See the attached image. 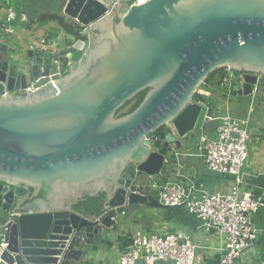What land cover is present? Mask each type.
Listing matches in <instances>:
<instances>
[{"label": "water", "instance_id": "obj_1", "mask_svg": "<svg viewBox=\"0 0 264 264\" xmlns=\"http://www.w3.org/2000/svg\"><path fill=\"white\" fill-rule=\"evenodd\" d=\"M130 1L65 0L79 36L61 75L42 51L27 49L22 68L0 58L1 264L78 263L126 207L146 203L136 177L164 175L212 120L195 99L210 73L238 72L242 96L262 82L264 0ZM100 194L97 212L75 209Z\"/></svg>", "mask_w": 264, "mask_h": 264}, {"label": "built area", "instance_id": "obj_2", "mask_svg": "<svg viewBox=\"0 0 264 264\" xmlns=\"http://www.w3.org/2000/svg\"><path fill=\"white\" fill-rule=\"evenodd\" d=\"M142 1L131 0L130 3ZM17 19L14 7L6 0H0V48L4 47L11 59L17 50L24 53L27 49L42 51L44 58L49 56L51 61H56L61 75L66 68L65 54L69 50L56 49L46 34L36 44H24L23 31L19 32L17 26L22 22L28 23V19L23 12L18 22ZM241 82L238 72L225 69L220 87L226 103L231 96L237 95ZM257 91L258 85H254L252 95ZM212 120L218 121L213 135L200 132L190 138L195 143V151L173 150L167 176V172L163 176L159 174L147 187L136 182L142 192L149 190L151 195L154 194L161 207L185 208L198 220L195 231L192 234L182 229L161 231L158 227L136 231L128 237L129 243L119 253L118 264H198L200 250H209L207 255L217 264H236L246 255L258 256L256 242L262 230L256 225L254 217L264 206V182L251 185L245 181L243 166L254 139L249 129V113L245 117H234L225 108ZM193 155L201 159L212 175L230 177V188L211 190L186 174L181 159ZM261 177L264 178V166L254 174V178ZM255 189L259 190L258 194L254 192ZM197 232L205 236L215 235L219 239V246L210 248L199 243L193 237ZM7 246L5 228L0 226V264L3 263Z\"/></svg>", "mask_w": 264, "mask_h": 264}, {"label": "crops", "instance_id": "obj_3", "mask_svg": "<svg viewBox=\"0 0 264 264\" xmlns=\"http://www.w3.org/2000/svg\"><path fill=\"white\" fill-rule=\"evenodd\" d=\"M9 2L8 0H6ZM65 2V0H64ZM10 3V2H9ZM26 16L27 13L23 10L22 11ZM28 19V16H27ZM37 19H34V23H31L28 19V23L22 22L20 23V26H24V33H27L28 35H33L37 37H41L42 35L46 34L50 40V42H53L56 46V49H62V40L63 38H71L72 36L68 33H66L58 24L57 21L55 20H44L47 21L44 23V21L38 22L36 21ZM70 20V19H69ZM34 24V25H33ZM34 29V30H32ZM32 35V36H33ZM64 44V43H63ZM20 54H22L25 57V53L21 50H19ZM24 53V54H23ZM0 58L5 59V58H10L9 57V52L4 48H0ZM17 61V60H16ZM210 86V85H208ZM215 89V94L217 95V103L216 107H218V110L222 112V107L225 109L227 108L229 112V107L227 106L226 101L224 100V94L223 90L221 87H217L216 85L214 86ZM264 89L261 86V83L258 85V91L255 92L253 95L250 94L246 97H250V104L253 102L254 98H259L263 104H264V97L262 91ZM202 95V94H201ZM204 96V95H203ZM205 98V96H204ZM206 100V99H205ZM224 100V104H222ZM214 111H215V106H212ZM221 114V113H220ZM215 116L217 114L214 113ZM234 116V115H233ZM237 117V116H236ZM212 121V120H211ZM210 121V122H211ZM214 121V120H213ZM208 124V123H207ZM207 126V125H206ZM217 126V125H216ZM214 126L211 130H203L201 132H205L209 135H213L214 129L216 128ZM206 128V127H205ZM260 130L263 131V133H260ZM260 130H256L257 132L254 133L252 132V135L254 136L253 141L250 144V148L253 146V156H254V162L252 169L250 171H245L246 177L245 181L248 184L251 185H259L262 182H264V178H254V174L257 173L263 166H264V128H260ZM213 132V133H212ZM200 133V132H199ZM197 135V133L194 135V137ZM191 137L189 136L186 141L188 140L191 142L192 147H188L186 145V141H184V147L180 149L181 151H195V143L191 141ZM191 148V149H189ZM201 159L197 156H186L182 157L181 162L184 165V171L186 174L193 176L196 180L204 183L205 185L209 186L207 182L208 181V175L204 172V165L200 161ZM254 167V168H253ZM170 166H168V170L166 173V176L168 172H170ZM159 175H155L154 177H157ZM163 176V175H160ZM214 176V179L216 183H218V186L216 188H210V189H228L230 186L231 178L227 176ZM210 187V186H209ZM254 192L256 194L259 193V190L255 189ZM157 201V200H156ZM158 207H161L159 203L157 202ZM156 205V206H157ZM145 204H135L128 206L127 209H139L140 207H144ZM163 208V207H162ZM158 219L152 218H147L145 221L140 222L139 224L141 225L140 229L141 230H149L154 227H158L159 230L164 231V230H172V229H182L185 230L186 232L192 234L195 231V227L198 224V220L191 215L190 213L187 212V210L183 207H167L163 211V215L161 217H157ZM118 221V220H117ZM254 221L256 225L262 230L260 232V235L257 239L256 242V248L259 250V254L257 257L255 256H244V258L241 260H238L236 264H264V206L260 208V210L255 214ZM118 226L117 223L109 228L106 229L103 233L99 235L98 238L95 239V242L90 245H85L84 247V253L80 258V261L76 264H118V257L119 253L124 249L121 248L120 245V240L119 238L122 236L128 240L127 238L129 236H132L131 233L128 235L123 234L121 236L115 234V231L117 230ZM139 231V230H138ZM194 239H198L199 243L206 244L210 248L211 247H217L219 246V239L215 235H204L200 232H197L193 234ZM213 252V251H212ZM209 253V250H200L199 251V257H198V264H217V261L210 258V256L207 255Z\"/></svg>", "mask_w": 264, "mask_h": 264}, {"label": "rangeland", "instance_id": "obj_4", "mask_svg": "<svg viewBox=\"0 0 264 264\" xmlns=\"http://www.w3.org/2000/svg\"><path fill=\"white\" fill-rule=\"evenodd\" d=\"M10 2V5L14 7L18 19L16 22L20 19V14L24 10L27 13L28 19L30 22L34 21V19H38L39 16L42 15H48V14H58L61 15V11L64 5V0H8ZM26 16V17H27ZM65 19L68 21L69 19L64 16ZM47 21H44L46 23ZM34 25V24H33ZM19 32H22V41L23 43L27 42H33L38 43L39 37L33 35H28L27 33H24V26H17ZM33 35V36H32ZM71 41V38H63L62 40V48L65 50H71V45H68V42ZM64 43V44H63ZM20 51L14 52V58L16 59L18 63L16 65L20 68H22V64L26 62V57H24L22 54L19 53ZM49 58V56H47ZM50 59V58H49ZM25 69V68H24ZM226 68H224L225 71ZM26 70V69H25ZM210 85V86H208ZM215 85L213 84H201L198 88V93L205 96L206 99L211 103V106H215L214 113L217 115H220L224 111V108L222 107V112L218 110V107H216L217 103V95L215 94ZM261 86L264 88V78H262ZM264 91V89H262ZM264 97V93L263 96ZM225 100V99H224ZM224 100L222 104H224ZM227 106L229 107V114L231 116L234 115V117H245L249 113V129L250 132L256 133L260 128H264V104L263 102L257 97L254 98L253 102L250 104V97L242 96V95H233L231 96L227 101ZM218 124L217 120L211 121L208 124H206V130H211L214 126ZM204 129V130H205ZM205 130V131H206ZM257 130V131H256ZM213 133V132H212ZM260 133L262 134L263 131L260 130ZM198 134V133H197ZM194 134H190V137H193ZM186 141V139H185ZM186 145L188 147H192L191 142L188 140L186 141ZM191 149V148H189ZM195 150V149H193ZM253 146L250 148L249 145V156L246 159L243 169L246 171H250L252 169V165L254 162V156H253ZM201 161V160H200ZM202 163V162H201ZM203 164V163H202ZM204 165V164H203ZM255 166V165H253ZM205 168V165L203 166ZM254 168V167H253ZM204 172L206 175H208V188H216L218 186V183L215 182L216 179H214V176L205 168ZM231 185V182H230ZM230 188V186H229ZM213 190V189H211ZM215 190V189H214ZM156 198L154 197V194L150 195L147 198V201L145 203V206L139 209H125L124 213H121L117 217V230L115 231V234L121 236L123 234L128 235L129 233H134L138 230H141L140 228V222L145 221L147 218H154L158 219L157 217H161L163 215V211L166 208L158 207ZM151 220V221H154Z\"/></svg>", "mask_w": 264, "mask_h": 264}, {"label": "trees", "instance_id": "obj_5", "mask_svg": "<svg viewBox=\"0 0 264 264\" xmlns=\"http://www.w3.org/2000/svg\"><path fill=\"white\" fill-rule=\"evenodd\" d=\"M55 20L58 22L60 27L68 34L74 35V36H79L77 34V27L76 25L71 21V20H66L64 16L58 15V14H48V15H42L39 16V18L36 20L38 22L44 21V20ZM35 21H32L31 23H34ZM224 75V69H217L210 73L208 77L206 78L204 84H213L216 85L217 87L220 86V80ZM146 90L140 91L137 93L131 100L127 101L119 110L118 113L119 115H124L126 113L131 112L133 109L136 108V106L140 103L142 100ZM195 99L196 100H202L204 101L208 106H211V103L208 101V99L204 98L203 95L200 93L195 94ZM206 99V100H205ZM213 121V120H212ZM163 139V132L162 129H159L155 131L151 137V142L155 147H159L161 141ZM103 196L102 194L94 197H88L85 200L79 201L77 204H75V209L79 211H83L86 214H92L98 211V209L101 206ZM128 239V238H127ZM120 245L121 248H125L127 244L129 243V239L126 241L124 237H120Z\"/></svg>", "mask_w": 264, "mask_h": 264}, {"label": "flooded vegetation", "instance_id": "obj_6", "mask_svg": "<svg viewBox=\"0 0 264 264\" xmlns=\"http://www.w3.org/2000/svg\"><path fill=\"white\" fill-rule=\"evenodd\" d=\"M70 66H71V64L68 65V61H66V68L64 69V71H65L66 69H69ZM263 78H264V77H263ZM136 179H137V181H138L141 185H143L144 187H147V185H148V184L154 179V176L149 177V176L145 175L144 173H141V174H139V175L136 177Z\"/></svg>", "mask_w": 264, "mask_h": 264}]
</instances>
